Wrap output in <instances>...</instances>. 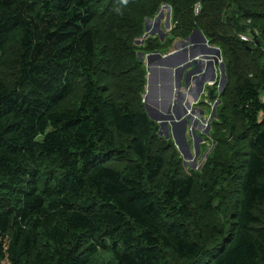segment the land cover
Listing matches in <instances>:
<instances>
[{"label":"trees","instance_id":"obj_1","mask_svg":"<svg viewBox=\"0 0 264 264\" xmlns=\"http://www.w3.org/2000/svg\"><path fill=\"white\" fill-rule=\"evenodd\" d=\"M151 1H142L149 10L139 11L144 19H154L159 7ZM196 1L171 0L168 34L190 36L193 58L209 48L196 47L192 31L220 50L226 82L218 93V83L212 88L219 103L209 124L216 133L209 134L218 142L228 120L240 145L234 155L223 148L230 163L215 178L218 152L206 156L212 182L198 206L194 176L175 154L169 172L166 157L174 141L181 146L187 125L174 122L175 133L182 128L177 138L171 129L167 139L157 138L160 123L144 109L140 92L128 84L116 96L109 87L119 71L143 86L147 72L132 51L131 63L111 56L106 63L99 54L96 0H0V52L12 45L16 56L12 78L0 73V264H101L100 251L112 256L104 264H264V12L256 0H201L215 11L205 22L207 13L192 11ZM230 3L244 15L228 23L221 15ZM141 19L135 20L143 26ZM226 26L232 33L222 38L218 31ZM246 34L251 42L240 40ZM150 42L149 52L171 45ZM237 50L246 59L243 71L234 67ZM76 76L83 82L79 102L63 107ZM222 182L231 201L221 213L229 229L212 239L198 222L199 209L212 208Z\"/></svg>","mask_w":264,"mask_h":264},{"label":"rangeland","instance_id":"obj_2","mask_svg":"<svg viewBox=\"0 0 264 264\" xmlns=\"http://www.w3.org/2000/svg\"><path fill=\"white\" fill-rule=\"evenodd\" d=\"M111 1L112 0H96V18L98 19H96L95 26L99 41V54L102 53L105 61L106 59L110 61L111 56L113 59L122 58L123 61L131 63L127 53L132 51L134 56L136 55V57L143 63L147 74L145 85L140 86V82L135 83L134 81L129 83V80H125L121 75V71H119L116 76V81L115 79H112L109 87L115 90L116 96H118L116 91L119 90V88L124 89L128 84L131 87V91L140 92L144 109L146 106L149 116L154 121L160 123L157 138L161 137L167 139V128L171 129L173 135L177 138L180 136L182 129L180 126L183 127L184 125H187L183 127L184 132L181 146L179 144L177 146V143L174 141L173 144L175 147L172 144L166 151V157L169 160L168 165L170 166L169 172L174 170L173 163L176 159L175 156L177 155V157L181 158L184 172L187 171L186 173L188 175H193L195 178L196 186L192 195L194 203L196 206L201 204L204 205L206 202L205 193L210 191L209 187L205 188V183L208 182L209 184L212 182L208 175L210 174V169L205 166L206 156L214 148L215 152H218L217 159L221 161L222 166L217 167L216 174L212 177L215 178L217 174L219 175L218 171L221 170V168L224 169V163H230V160L226 157V149L223 148L226 147L227 149H231L232 154L234 155L239 151L240 146H237L238 143H236L234 139H231L233 138V135L228 120H224L223 127H221L220 132L216 137L219 139L218 142L210 136L209 132L212 135L216 133V130L212 125L209 129L211 111H213V109L215 110L216 104L219 102L214 98L212 101H209L210 94L200 100L203 87L210 90L218 83L217 93L223 88L220 79L212 87L207 86L208 82L211 80L210 78L213 76L210 77L209 70L202 73L207 65L210 66L215 64V58H218V55L215 54L214 51L215 48L210 45H205L204 37L196 31H192V35L194 34L197 39V43L194 45L196 47H209V51L203 54L204 57L201 55L195 68L189 71L188 65L196 61V59L193 58V53L191 51V49H193V44L189 38L190 36L188 38H183L177 37L174 33L170 35L168 34L170 31H173L171 30V27L173 26L172 23H174L171 21V0L151 1L150 4H153L155 7L159 6L156 10V14L153 16L154 19L151 17L144 19L141 17V14L139 15V11L145 9L142 1L147 0H135L133 2L135 3L134 5L127 4L123 6L114 5ZM229 2H232V0H228V2L226 1V3ZM257 2H260L258 8H261V10L259 11L264 12V0H256V3ZM256 3L250 7H257ZM198 4L201 5L200 11L202 10V16L207 13L204 17L205 22L215 17V11L212 8L213 6H210L208 3L201 0H197L193 4V12ZM148 11V9H145L144 13H147ZM224 11L225 13L221 15V20L223 19L228 23L231 17V22H233L235 19H240L244 15L243 11L238 9V6L231 3ZM136 12H138L137 16H135ZM137 17L138 19L142 18L141 25L143 26L137 25L138 22L135 20ZM113 19L114 21L112 23H104V21H111ZM218 32H220V37L222 38L231 35L232 33L229 26L219 29ZM154 37L159 39L160 44L168 46L171 43L167 51H165V48L162 49L161 46L156 52L148 51V48L153 44V42L151 43L150 41ZM200 39L201 41H199ZM232 40L234 41V39ZM148 42L150 43L149 46H147ZM144 44H146V47ZM155 44H157V42ZM229 45L232 46L231 43H229ZM127 46L132 50L127 51ZM135 51L137 53H135ZM164 51L165 53H163ZM206 55L209 56V58H206ZM173 57H175L176 60L173 59ZM233 59L235 60L234 67L236 70L240 68L241 71H243L245 68L243 64L246 62V59L238 50L234 53ZM257 59L259 63H262L263 55H258ZM15 60V47L12 45H8L4 51L0 52V73L9 79L12 78L11 73L15 67ZM103 69L104 70L102 71L110 76L111 72L108 70V67L103 66ZM199 74H203L202 81H200V77H196ZM239 74L240 71L238 70V75ZM80 78L81 77L79 76L75 77V84L72 92L67 98H65L63 107L74 108L77 106L83 84L82 79ZM180 82L183 84L180 85ZM202 84L204 86L201 88ZM113 86L114 88H112ZM197 95L198 98H196ZM215 116L218 117L217 113ZM214 117L212 119H214ZM174 122L179 123L180 125L177 127L176 133L174 130ZM206 123H208V126L206 125L207 127H204ZM222 130H224L223 133ZM217 145L221 148H216ZM196 150L199 151L198 156L196 155ZM164 177L165 175H162L156 183L157 190H160L164 186ZM220 187V198H217V200L213 202L212 208L207 209L206 207H201L199 209L198 222L205 226V229L210 233L209 237L212 239L215 237L217 238L218 232L220 231L219 229H229L226 216L221 214L223 211H228L231 204L228 185L226 182H222ZM214 195L215 193L212 194V196ZM111 260L112 256L106 251H100L95 258V261L101 264L110 262Z\"/></svg>","mask_w":264,"mask_h":264},{"label":"built area","instance_id":"obj_3","mask_svg":"<svg viewBox=\"0 0 264 264\" xmlns=\"http://www.w3.org/2000/svg\"><path fill=\"white\" fill-rule=\"evenodd\" d=\"M200 8H201V5L200 4H198L197 5V7H196V9H195V15L197 16L199 13H200ZM173 28V26L171 27V29ZM239 38H240V40H242V41H244V42H251L252 40H253V38L252 37H250L249 36V34H246V35H239ZM205 45H208V43H207V41H205ZM202 56L204 57V55L202 54ZM196 60H198L199 59V57H194ZM221 60V61H220ZM223 61H222V57H221V54H220V57H218L217 58V64L215 65V68H216V70H214V77H213V79L212 80H210L209 82H208V85L209 86H213L214 84H216L217 83V81L219 80V77H220V73H219V71H218V66H219V64L218 63H222ZM206 72V68H204V70L202 71V73H205ZM200 75V74H199ZM198 75V76H199ZM201 75H203V74H201ZM208 91H209V89L207 90V88H204L203 87V89H202V93H204V95H208ZM201 93V94H202ZM260 100H261V102L264 104V92L262 93V95H260ZM208 126V123H206L205 124V126L204 127H207Z\"/></svg>","mask_w":264,"mask_h":264},{"label":"water","instance_id":"obj_4","mask_svg":"<svg viewBox=\"0 0 264 264\" xmlns=\"http://www.w3.org/2000/svg\"><path fill=\"white\" fill-rule=\"evenodd\" d=\"M169 21H170V14H169ZM204 40H205V38H204ZM206 41V40H205ZM255 45L256 46H258L259 45V43L258 42H255ZM214 51H215V54H217L218 55V57H220V50L217 48H215L214 49ZM215 65L217 64V59L215 58ZM218 70H219V73H220V77H219V79L221 80L220 81V83L222 84L221 86L223 87L224 86V84H225V78H224V74H225V68H224V65L221 63V64H219V66H218ZM202 86H204L203 84L201 85V88H202ZM220 87V86H219ZM209 101H212L213 100V98H214V90L213 89H210L209 90ZM146 107V106H145ZM147 109V108H146ZM147 111H148V109H147ZM214 115H215V110L213 109V111H211V115H210V119L209 120H212V118L214 117ZM169 133H170V131H169V129L167 128V130H166V137H168L169 136ZM196 155L198 156L199 155V151L198 150H196Z\"/></svg>","mask_w":264,"mask_h":264},{"label":"crops","instance_id":"obj_5","mask_svg":"<svg viewBox=\"0 0 264 264\" xmlns=\"http://www.w3.org/2000/svg\"><path fill=\"white\" fill-rule=\"evenodd\" d=\"M209 48V47H208ZM163 53H165V52H163ZM215 64H212V65H207L205 68H206V70H209V75H211L210 77H214V74H213V71L214 70H216V68H215V66H214ZM213 77L212 78H210L211 80L213 79ZM180 85H182L183 83L182 82H180L179 83ZM207 86H209V85H207ZM208 90V89H207ZM203 94V95H202ZM201 94V96H200V100H202L203 98H205V97H207L206 95H204V93H202ZM208 94H209V91H208ZM196 98H198V95H197V97ZM206 104V103H205Z\"/></svg>","mask_w":264,"mask_h":264},{"label":"bare ground","instance_id":"obj_6","mask_svg":"<svg viewBox=\"0 0 264 264\" xmlns=\"http://www.w3.org/2000/svg\"><path fill=\"white\" fill-rule=\"evenodd\" d=\"M199 44V43H198ZM140 45V44H139ZM184 53V52H183ZM188 53V52H187ZM174 56H176V55H174ZM181 56H184V55H181ZM188 56V55H187ZM215 58V57H214ZM144 59V58H143ZM173 59H175V57H173ZM176 60V59H175ZM163 65V64H162ZM215 66V65H214ZM151 81V80H150ZM180 86V85H179ZM174 89V88H173ZM154 93V92H153ZM171 106V105H170ZM166 109H168V108H166ZM170 109V108H169ZM192 115V114H191ZM193 119V118H192Z\"/></svg>","mask_w":264,"mask_h":264},{"label":"clouds","instance_id":"obj_7","mask_svg":"<svg viewBox=\"0 0 264 264\" xmlns=\"http://www.w3.org/2000/svg\"><path fill=\"white\" fill-rule=\"evenodd\" d=\"M219 71V70H218Z\"/></svg>","mask_w":264,"mask_h":264}]
</instances>
